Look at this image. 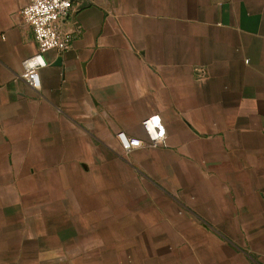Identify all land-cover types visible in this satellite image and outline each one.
<instances>
[{"label": "crops", "instance_id": "crops-1", "mask_svg": "<svg viewBox=\"0 0 264 264\" xmlns=\"http://www.w3.org/2000/svg\"><path fill=\"white\" fill-rule=\"evenodd\" d=\"M28 2L0 0V264H264V0H75L37 91Z\"/></svg>", "mask_w": 264, "mask_h": 264}, {"label": "built area", "instance_id": "built-area-1", "mask_svg": "<svg viewBox=\"0 0 264 264\" xmlns=\"http://www.w3.org/2000/svg\"><path fill=\"white\" fill-rule=\"evenodd\" d=\"M72 4L68 0H29L20 11L25 24L31 27L37 52L21 63L19 79L31 89L41 87L40 71L47 67L44 54L49 51L63 53L70 49L72 36L62 31V21L68 16ZM141 126L147 136L149 147L163 146L165 132L160 128L158 121L148 118L142 121ZM123 155H128L140 148V140L128 137L123 132L116 134Z\"/></svg>", "mask_w": 264, "mask_h": 264}, {"label": "water", "instance_id": "water-1", "mask_svg": "<svg viewBox=\"0 0 264 264\" xmlns=\"http://www.w3.org/2000/svg\"><path fill=\"white\" fill-rule=\"evenodd\" d=\"M71 4H72V2H74L75 0H68Z\"/></svg>", "mask_w": 264, "mask_h": 264}]
</instances>
